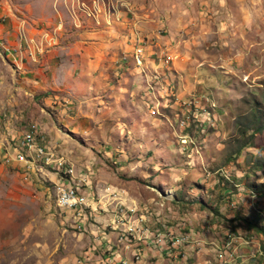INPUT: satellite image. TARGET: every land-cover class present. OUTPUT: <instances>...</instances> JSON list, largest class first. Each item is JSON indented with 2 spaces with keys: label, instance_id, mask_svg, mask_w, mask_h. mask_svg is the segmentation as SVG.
I'll list each match as a JSON object with an SVG mask.
<instances>
[{
  "label": "rangeland",
  "instance_id": "obj_1",
  "mask_svg": "<svg viewBox=\"0 0 264 264\" xmlns=\"http://www.w3.org/2000/svg\"><path fill=\"white\" fill-rule=\"evenodd\" d=\"M0 15V43H10L8 31L14 36L11 58L0 45V264H112L116 254L131 260L133 248L119 239L124 232L109 225L111 208L102 209L114 185L145 189L156 207L178 212L172 222L202 236V259L214 260L212 241L240 243L252 234L241 250L247 264H264V233L244 218L264 225V190L247 186L264 189V0H0ZM47 35L67 49L81 44L88 61L101 53L110 64L128 63L124 77L139 89L140 125L119 133L104 122L105 135L95 138L60 127L59 115L91 119L98 109L59 98L54 67L71 54L51 55ZM138 44L142 66L132 62ZM33 125L76 175L87 174L82 189L95 190L98 211L58 205L65 165L4 162V147L16 146ZM55 125L70 143H52ZM188 255L186 264H195L198 256ZM182 262L149 251L132 264Z\"/></svg>",
  "mask_w": 264,
  "mask_h": 264
},
{
  "label": "built area",
  "instance_id": "obj_2",
  "mask_svg": "<svg viewBox=\"0 0 264 264\" xmlns=\"http://www.w3.org/2000/svg\"><path fill=\"white\" fill-rule=\"evenodd\" d=\"M0 45L3 46L5 54H7L8 50L12 52V47H9L8 44L2 42ZM13 49L17 50L19 48L14 46ZM144 59L145 48L138 44L134 51L133 62L138 66H142ZM157 111V109H153L152 112L157 114ZM40 136L41 132L38 127L33 125L30 130L25 131L18 137L16 146L6 145L4 147V162L8 164L17 163L29 167L36 165L40 161L46 164L57 162L61 166L65 165V169L56 182L58 205L68 210V212L74 211L79 214L86 208L98 211L95 190L92 188L82 189L85 184H89L87 174L80 177L76 175L73 167L67 165V160L65 155L61 153L62 151L55 150ZM122 193L125 192H120L115 187L108 188V193L101 200L102 209L110 211L111 208L113 216L109 225H112L115 231L122 230L124 232L119 236V239L126 241L134 252L131 260L127 256L116 254L111 259L112 264L139 263L143 257L148 255L149 251H156L168 257H182L184 262L181 264H186L188 261L189 251H193L198 257L203 256L206 251V245L200 238L202 236L193 228L190 229L185 221H166L156 211L140 212L138 206L129 207L124 203L125 197ZM166 197L174 199L175 193H169ZM165 200H158V202H162L160 204L162 207L166 206ZM111 205L113 206L109 207ZM252 237H254L252 234L246 235L240 243H237L238 237L224 242L212 241L215 258L214 260L205 259L206 262L203 264H247L250 257L248 254H244L241 250V245L254 242L251 239ZM104 241L106 245L110 243L109 239Z\"/></svg>",
  "mask_w": 264,
  "mask_h": 264
},
{
  "label": "crops",
  "instance_id": "obj_3",
  "mask_svg": "<svg viewBox=\"0 0 264 264\" xmlns=\"http://www.w3.org/2000/svg\"><path fill=\"white\" fill-rule=\"evenodd\" d=\"M1 25L2 24H0V30L2 29ZM4 28L5 27H3V30ZM4 36L9 38L10 43L8 46L11 47V37L14 36L9 31L6 32ZM45 37L46 40L50 41L51 45L47 47V51L51 55L54 54V56L58 58V56L61 55L67 56L71 54L66 59L65 64H57L54 67L57 83L56 90H58L57 92H59V94L61 93L59 98L69 103L73 102L77 105L86 104L91 108L98 109L91 119L59 115L57 119L60 127L72 126L75 130L80 132L84 130L91 138H95L105 135L102 132L107 129L103 128L104 122L108 123L107 127L110 128L112 132L116 130L119 133H122V131L126 130L128 127L140 125L143 119L139 115L140 103H138L139 101L137 100V92H139V89L137 91L136 87L128 86L126 78L124 77L125 72L123 69L128 63L124 62L125 64H123V62H121L119 65L110 64L101 53H97L96 59L88 61L85 57L91 58L89 53H86V50L82 49L78 51L81 44L71 42L70 49H67L66 46L62 45L61 38L57 36L48 37V35ZM4 55L5 57L11 58L12 52L8 50L7 54H5L4 50ZM101 57H103L104 61L99 60ZM150 64L152 63L150 62ZM19 74L21 75L22 73ZM113 74L117 76V79L113 77ZM80 75H86L90 79L89 82H83L79 77ZM42 96L48 101L51 94L48 91ZM61 100L60 103L62 104L63 101ZM105 113L111 115V117H107V119L104 120ZM130 118L132 119L131 121ZM47 124H51V121L47 122ZM49 129L48 135L50 139H53L51 140L52 143L53 141L54 143L61 141L62 145L63 143H70L68 137L60 133L56 125ZM113 187L117 188L115 185ZM120 187H122V189H124L123 191L126 193L124 203L127 206H138L141 210L140 212H147L149 209L157 208L159 212L165 214L167 217L163 218L170 222L178 217V212L176 211L170 214L167 213V210L156 207L154 199L146 200V195L142 193L146 191L145 189L139 192L138 187L128 185H120ZM174 222H176V220ZM193 255L196 254L193 253ZM205 262L206 261L202 259V257H197L195 261V263L200 264Z\"/></svg>",
  "mask_w": 264,
  "mask_h": 264
},
{
  "label": "trees",
  "instance_id": "obj_4",
  "mask_svg": "<svg viewBox=\"0 0 264 264\" xmlns=\"http://www.w3.org/2000/svg\"><path fill=\"white\" fill-rule=\"evenodd\" d=\"M262 167H263V165H261ZM247 186L248 187H252V188H254L255 190H257L258 192H261V193H263V185H258V186H256L255 184H253V183H247ZM217 212L219 213L220 211H219V209H217ZM246 220H248V225H249V227L250 228H255L256 230H259V231H261L262 233H264V225H260L259 224V220H257L256 218H257V216H254V218L250 221L246 216L244 217ZM253 223H255V225L253 224Z\"/></svg>",
  "mask_w": 264,
  "mask_h": 264
}]
</instances>
